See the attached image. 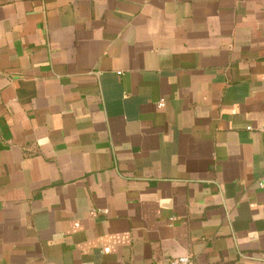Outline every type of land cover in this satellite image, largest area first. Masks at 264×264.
Returning a JSON list of instances; mask_svg holds the SVG:
<instances>
[{"label":"crops","instance_id":"0c3cea01","mask_svg":"<svg viewBox=\"0 0 264 264\" xmlns=\"http://www.w3.org/2000/svg\"><path fill=\"white\" fill-rule=\"evenodd\" d=\"M264 264V0H0V264Z\"/></svg>","mask_w":264,"mask_h":264},{"label":"built area","instance_id":"2783aa9c","mask_svg":"<svg viewBox=\"0 0 264 264\" xmlns=\"http://www.w3.org/2000/svg\"><path fill=\"white\" fill-rule=\"evenodd\" d=\"M169 264H194V262L190 256H182L171 260Z\"/></svg>","mask_w":264,"mask_h":264}]
</instances>
